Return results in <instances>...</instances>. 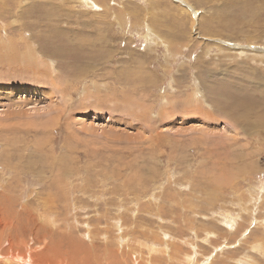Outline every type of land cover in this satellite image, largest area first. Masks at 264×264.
Returning a JSON list of instances; mask_svg holds the SVG:
<instances>
[{
  "label": "rangeland",
  "instance_id": "rangeland-1",
  "mask_svg": "<svg viewBox=\"0 0 264 264\" xmlns=\"http://www.w3.org/2000/svg\"><path fill=\"white\" fill-rule=\"evenodd\" d=\"M0 232V264H264V0H0Z\"/></svg>",
  "mask_w": 264,
  "mask_h": 264
},
{
  "label": "bare ground",
  "instance_id": "bare-ground-1",
  "mask_svg": "<svg viewBox=\"0 0 264 264\" xmlns=\"http://www.w3.org/2000/svg\"><path fill=\"white\" fill-rule=\"evenodd\" d=\"M254 125V124H253ZM55 206V204L53 205V207ZM53 216L54 215H52L51 217H45V219H51V220H53ZM47 221H49V220H47ZM50 222V221H49ZM2 235V232H0V236ZM9 257H11V258H9V261H10V264H20L21 263V261H22V258H19V254H17V255H10ZM32 259H34V258H32V256H29L28 257V259L27 260H29L30 261V263L32 262ZM58 259V258H57ZM146 261V260H145ZM5 261H3V264H8L7 262H5ZM63 262V261H62ZM50 263V262H49ZM151 263V262H150ZM54 264V263H53Z\"/></svg>",
  "mask_w": 264,
  "mask_h": 264
}]
</instances>
